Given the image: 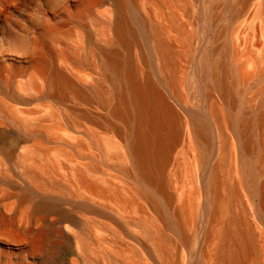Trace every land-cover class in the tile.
<instances>
[{
  "label": "rangeland",
  "instance_id": "rangeland-1",
  "mask_svg": "<svg viewBox=\"0 0 264 264\" xmlns=\"http://www.w3.org/2000/svg\"><path fill=\"white\" fill-rule=\"evenodd\" d=\"M123 1L127 22L138 38L130 52L139 81L154 82L191 127L200 125L205 132L204 149L195 154L187 148L188 130L183 133L160 179L166 194L175 197L174 209L183 193L194 188L191 170L199 174L204 210L200 235L181 255L186 264H208L206 251L219 242L221 214L212 220L209 178L226 158L227 137L237 154L229 180L235 186L242 181L236 188L241 199L233 210L249 208L259 247L247 264H264L262 194L253 190L243 170L249 159L244 148L248 135L253 139L252 169L263 161L256 183H264V75L237 83L228 95L217 80L224 69L225 82L232 86L240 66L253 71L254 61L264 72V0ZM117 8V0H0V211L12 219L4 230L17 237V244L11 242L15 246L28 244L25 229L43 230L48 221L64 215L57 211L46 222L31 221L34 201L57 199L76 216V234L87 236L98 264H173V250L159 255L143 223L156 222L173 240H181L160 219L154 201L158 185H145L148 195L140 182L129 144L133 123L113 114L119 75L106 65V53L125 57L129 52L114 25ZM155 28L174 48L170 72L177 85L162 69ZM190 35L194 41H188ZM100 85L111 95L109 102L100 98ZM231 101L240 118L234 115L223 126L213 107L226 111ZM231 164L228 160L227 167ZM31 187L34 198L25 199ZM220 191L226 196L228 186ZM68 241L63 240L62 253L77 247ZM37 253L45 257L44 250ZM71 257L69 264H86ZM62 258L58 264H66ZM11 262L18 264L14 258Z\"/></svg>",
  "mask_w": 264,
  "mask_h": 264
},
{
  "label": "bare ground",
  "instance_id": "bare-ground-1",
  "mask_svg": "<svg viewBox=\"0 0 264 264\" xmlns=\"http://www.w3.org/2000/svg\"><path fill=\"white\" fill-rule=\"evenodd\" d=\"M117 1L118 17L114 25L118 31L120 44L129 52L125 57L116 52L106 53V65L119 75L118 81L114 84V94L117 97V103L113 108V114L125 119L128 125L133 123L131 126L129 144L131 153L134 157L136 172L141 179L140 182L144 184V187L145 185H158L156 188L158 196L154 198V201L159 209L160 219L166 226L169 225L176 230L181 244L169 237L165 229L156 222H154V224L152 221L144 222V231L154 243L159 255H168L169 252L173 250L175 256L173 264H186L187 260L185 262V257L181 255V252L184 246H190L198 241L200 235L198 222L201 220L200 217L202 218L201 211L204 212L202 209L203 194L199 183L197 185V177L199 174L195 168L191 170L192 175L190 178L191 182H193V186L191 187L194 188L183 193L180 204L174 209L172 206L174 205L175 197L166 194L164 183L160 179H162L163 169L169 160L174 144L180 139L183 133L188 130L189 142L187 148L194 152L197 149L201 151L204 149L203 141L205 140V132L200 125H193V127H191L190 122L183 118L182 115L167 102V99L154 82L150 80L144 83L139 81L136 76L134 60L130 52L131 46L137 42L138 38L127 22L124 11V1ZM91 8L92 7L88 5V10L91 11ZM154 30L158 50L162 58V69L169 82L177 85L179 84L178 80L175 75L170 72V68L174 66V48L162 39L158 28ZM191 40L194 41L193 35L188 37V41L190 42ZM254 64L255 70L253 71L241 65L232 86L227 85L225 82V75L227 72L224 69L220 72V75L217 76L219 77L217 80L223 87L225 94L228 95L232 93L233 87L239 82H247L256 74L261 76L264 75L263 68L256 61H254ZM54 76L57 80V76L55 74ZM63 87L65 88L66 86L63 85ZM99 96L104 102H109L111 99V95L105 87L101 85L99 86ZM234 106L233 101H231L228 109L225 111V109L223 110L219 105H214L213 112L223 126L228 124L230 118L235 115L236 110L233 108ZM233 109L235 112H233ZM234 117L236 119L239 115H235ZM234 117H232V119ZM235 119L233 122H235ZM244 127L242 131L245 133ZM245 128H248V124ZM244 136L246 137L244 138L246 139L244 148L247 158L249 159H247L244 164L243 170L249 174L250 179L247 177V180L251 182L253 190L262 194L259 212L264 219V183L262 185L256 183L258 174L263 170V161L259 169H252L253 165L251 164H253V162L251 163L250 161L252 145L250 146V144L253 142V139L251 136ZM228 141L226 137V158L213 168L211 178H209V197L211 201V213L213 215L212 220L215 221V218L221 214V222L216 231L219 238L217 246L215 249L206 251L208 264H247L250 259L248 256L253 252L255 254L259 248L256 242V233L253 224L251 220H249V208L245 207L240 212L236 211L237 213L235 212L236 207H234L233 210L234 203L241 199L239 189L236 188L242 185V181L235 186L229 180L228 173L232 174L235 169L234 163L237 160V154L234 149L229 148L230 145ZM262 150L264 151V147ZM193 158H195L194 163H198L200 159L199 154H196ZM228 160L232 161L229 168L227 167ZM223 185L228 186V193L226 196H223L220 191ZM34 192L35 191L31 187V189L25 192L24 198H34ZM145 192L148 195H152L146 187ZM45 199L34 201L31 208V221L42 219L46 222L50 215L57 211H62L64 215L60 220L48 221L43 230L35 232L31 227L25 229L24 233L30 238V241L24 246H15L11 243L15 242L17 244L19 241L16 239V236L4 230L5 225L11 223L12 219L0 211V263H10L14 258L18 260V264H29L30 262L36 264H58V261L61 263L62 257H65L66 264H69L72 260H70V255H72V257L76 256L77 261L80 259L86 264H98L90 253L94 248L90 250L88 239L86 240L87 236L79 232V234H76V230L74 229V227L76 228L75 225H77L76 216L64 206L63 202L61 203L57 199ZM66 239L70 240L68 242H72L71 244L77 243V247H75V245L72 246L65 254L64 252L62 253L60 248L64 246L62 242L63 240L66 241ZM40 250L45 251V257L36 256L35 253ZM160 258L164 259L166 257Z\"/></svg>",
  "mask_w": 264,
  "mask_h": 264
}]
</instances>
